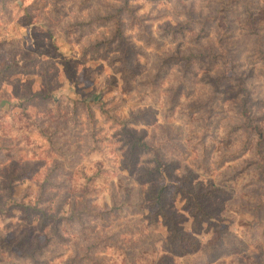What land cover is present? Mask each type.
Masks as SVG:
<instances>
[{
    "label": "rangeland",
    "instance_id": "1",
    "mask_svg": "<svg viewBox=\"0 0 264 264\" xmlns=\"http://www.w3.org/2000/svg\"><path fill=\"white\" fill-rule=\"evenodd\" d=\"M124 2L0 0V264H264V151L232 158L245 91L264 107V0ZM247 6L263 9L256 34L240 27ZM193 52L206 56L189 69ZM184 179L220 189L199 200L207 216L185 206ZM165 185L171 220L151 199ZM124 202L141 210L110 212ZM22 203L57 225L23 220ZM182 234L201 249L186 252Z\"/></svg>",
    "mask_w": 264,
    "mask_h": 264
},
{
    "label": "trees",
    "instance_id": "2",
    "mask_svg": "<svg viewBox=\"0 0 264 264\" xmlns=\"http://www.w3.org/2000/svg\"><path fill=\"white\" fill-rule=\"evenodd\" d=\"M126 4L129 3V0H125ZM228 10V12L232 13V12H236L237 10H232L229 7H226L224 10L220 11V14L218 16L219 21L217 22V27L222 28V30H224V35L223 37L227 38V37H231L232 35H234V29L233 26L234 25H228V16L227 13H225V11ZM263 11V9L261 8L259 11ZM219 11V10H218ZM255 11H258V9H255L254 7H250L247 6L244 8V18L240 20L241 25L240 27L243 28L244 30H246L247 32H254L256 34L257 30H258V22L257 20H259L258 16L259 14ZM120 12V10H119ZM118 12L114 15L116 18V33L118 35L122 34V28H123V23L121 21V19L118 16ZM210 21H212L214 18L213 16L208 18ZM200 20V19H199ZM234 20V19H233ZM235 21V20H234ZM192 24L196 25L197 21H194ZM205 54H195L193 52V55L189 56L186 58V63L188 68L190 69L191 65H194L193 60L195 59H202L204 57ZM206 56V55H205ZM263 67L264 68V60H263ZM245 97L243 100L242 105L240 106L241 111H239V118H240V125L239 126H234L232 127V129L235 130H240V135H239V140H238V146L237 149L235 150V153L233 155L232 158H235L236 156H240L245 154L248 150L250 149H255L256 152H263V146H264V124H263V118L264 115H261L260 110H262L263 104L259 101H252V99L248 96V93L245 91ZM260 104H262V106H260ZM260 112V113H259ZM103 114V113H102ZM108 114V113H106ZM116 119V118H115ZM207 128V127H206ZM208 130H210L208 128ZM41 133L42 134H46L44 132L43 129H41ZM206 137V134L203 135V138ZM136 144L135 145H139L140 148H142L145 152L150 153V154H154L155 158V162L157 164L156 170L160 173H162L163 171H165L167 165L165 163H163V161L161 160L162 158V154L161 151L158 148H153L149 143L145 142L143 139H138L136 140ZM204 145V144H203ZM224 156H227V154H225ZM256 165V170H255V174L258 176V182L260 183V187L264 189V154L261 156L260 159V163H255ZM170 175V174H169ZM186 181L184 179L183 181V185H186ZM182 185V183H181ZM182 185V186H183ZM44 187V186H43ZM133 188L132 185L130 184V181L127 179V177L124 176H120L119 180H118V189H119V193L120 195H122L125 199L126 198H130L132 196L133 193ZM183 188V194H185L188 199H186L185 201V206L189 205V200L192 199L195 204L198 207V210L200 211V213L204 212V215L207 216V213H205L204 209L201 207L199 200L200 199H204V198H210L213 197L216 193H218L220 191V189L216 188V186H214V184L210 186V189L207 192H197L194 193L192 191V189L186 185ZM168 190V186H163L159 189L158 193L156 195H153L151 197V199L153 200V206L157 207V213L158 216H160L161 218H166L167 220H171L168 219V215L165 213L164 207L162 205V200L165 196V193ZM45 191V189L41 188V194L40 196L43 198L42 193ZM188 200V201H187ZM126 201V200H125ZM39 202H37L38 204ZM191 204V203H190ZM118 208L120 211L129 209L131 212L132 211H140L141 210V203H129V202H124L123 204H121L119 207H113V209L110 211H115V209ZM244 208V206H243ZM264 208V201L259 202L258 205L255 208V212L258 213L259 210ZM20 209H22L23 212V220H27V221H32V218H30V212H37V214H41V223L43 221H54L56 220L53 216H47L46 212L43 209H38L37 207H32L31 205H26L25 203H22ZM106 213H102L99 214L100 217H103ZM255 218L257 219L256 222H258V216L255 215ZM58 221H54V223L57 225ZM251 226V223L250 225ZM221 234L219 235V237H217L212 243H209L207 245H205V247L209 250H214L217 245L219 240H221ZM179 238V245L186 250V252H189L191 254L197 253L200 249H201V244L200 243H195V239L192 238L189 235H178ZM236 246L239 247V245L241 246V242H238L239 245H237L236 243H234ZM185 252V251H184ZM262 258H260L261 260Z\"/></svg>",
    "mask_w": 264,
    "mask_h": 264
}]
</instances>
